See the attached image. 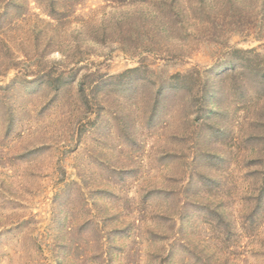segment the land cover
Listing matches in <instances>:
<instances>
[{
	"label": "rangeland",
	"instance_id": "1",
	"mask_svg": "<svg viewBox=\"0 0 264 264\" xmlns=\"http://www.w3.org/2000/svg\"><path fill=\"white\" fill-rule=\"evenodd\" d=\"M0 264H264V0H0Z\"/></svg>",
	"mask_w": 264,
	"mask_h": 264
},
{
	"label": "trees",
	"instance_id": "2",
	"mask_svg": "<svg viewBox=\"0 0 264 264\" xmlns=\"http://www.w3.org/2000/svg\"><path fill=\"white\" fill-rule=\"evenodd\" d=\"M255 50H256L255 48H250V49L236 48L234 52L250 53V52H254Z\"/></svg>",
	"mask_w": 264,
	"mask_h": 264
}]
</instances>
